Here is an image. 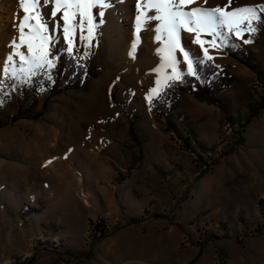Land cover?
<instances>
[{"label":"rangeland","instance_id":"rangeland-1","mask_svg":"<svg viewBox=\"0 0 264 264\" xmlns=\"http://www.w3.org/2000/svg\"><path fill=\"white\" fill-rule=\"evenodd\" d=\"M109 1L107 11L100 5L67 9L70 41L63 31L65 8L53 17L51 0H41L39 12L28 5L32 34L26 26L22 43L18 26L25 12L19 0H0V264H195L196 248L213 245L220 238L217 229L223 235L235 231L264 235V160L255 151L264 149V23L253 19L257 31L249 32L239 27L248 14L225 17L232 31L226 24L214 39L207 29L182 18L178 36L190 50L193 68L208 63L214 67L206 79L197 77L196 71L191 76L210 86L222 70L230 84L217 93L220 106L198 99L192 91L180 92L174 102L162 97L151 105L149 96L153 99L170 82L188 74L183 53L176 49L179 63L174 70L166 51V32L159 40L144 33L141 39L127 36V42L118 41L120 30L136 31L137 19H125L124 5ZM228 4L229 0H193L180 7L191 11ZM258 5L264 0H231L224 10ZM104 12L106 19L99 15ZM255 12L264 19V10L255 7ZM44 13L48 27L37 31ZM197 33L200 43L195 42ZM49 36L51 44L45 39ZM162 44L164 77L154 73ZM80 47L83 54L75 56ZM205 50L212 59L206 58ZM239 50L246 53L248 63L231 55ZM36 53L48 54L54 66L26 76L20 69L29 65L20 56ZM70 56L75 66L95 69L96 75L61 90L73 75L74 66L66 63ZM247 68L254 72L248 78ZM190 86L196 91L195 83ZM184 93L193 97L195 105L186 101L185 112H175ZM196 115L201 130L215 134L209 144L196 139L189 125L188 119ZM18 172L25 174L26 184L36 178L42 183L54 181L53 224L32 225L29 218L38 216L37 211H15L10 201L5 205V195L16 202L21 194ZM130 189L149 199L142 220H131L125 210L86 218L89 210L110 205ZM83 198L90 204H83ZM97 218L106 220V230L88 238L86 222ZM144 220L159 225L164 245L147 248L144 243L141 249H129L130 256L124 255L122 240L138 245L141 239L130 231L120 234L136 228L138 236L145 237L155 227ZM216 249L212 263L226 264L224 251Z\"/></svg>","mask_w":264,"mask_h":264},{"label":"crops","instance_id":"crops-1","mask_svg":"<svg viewBox=\"0 0 264 264\" xmlns=\"http://www.w3.org/2000/svg\"><path fill=\"white\" fill-rule=\"evenodd\" d=\"M185 63H187V61ZM247 70L249 71L248 68ZM248 71H246L247 78L251 75H254V72L252 71L248 72ZM245 79L246 77L242 79V83L245 82ZM186 101H190L195 105V101L193 97L188 93H184L183 95H180L176 101L177 104L174 109L175 112L184 113L185 110L183 109V103H185ZM198 117H199L198 115H196L195 117H190L188 119L189 125L191 129H193V131L195 132L196 139H198L201 142H204L203 144H209L213 141L215 134L210 135V132L202 131L201 122L196 121ZM175 121L176 123L179 122L178 118H175ZM261 123H264V118L261 120ZM255 151L258 154V157L264 160V149H255ZM47 164H49V162ZM51 166H49V168ZM29 181L30 182L26 184L25 174L18 172L17 182H18V189L21 190V194L17 196L16 202L12 201V199L9 198L8 195H5L3 202H5V205H7L10 201L11 205L15 206L14 207L15 211L20 210L21 208L31 209L32 212L34 210L37 211L38 216L29 218L32 225H44L45 223L53 224L55 219L54 217H52V214H56V212L54 211L55 205L52 202L53 200H55V198L52 197L51 195L52 193H56L57 190L53 183L54 181L48 179V183L45 182L42 183L41 179L38 178L33 179L32 181L29 179ZM99 202L100 204H102L100 198H99ZM148 203H149L148 198H146L145 196H138V195L136 196L135 192L130 189L129 193L118 195L117 197H115L114 202H111L110 205L108 206L105 205L104 207H102V209L93 208L92 210H89L87 212L86 218L91 217L92 214L97 212L117 214L121 210H125L130 215L129 218L131 220L132 219L142 220L141 218L142 212L145 211L144 209H146V204ZM40 204H42V206H40V209H37L38 205ZM150 215L151 214H149L148 217H150ZM144 221L145 223L148 224L150 223L155 228H150V230L148 231L147 235H145V237L138 236L137 234L138 230H135L136 228L126 229L123 233L120 234L121 236L125 235L127 231H130L131 233L133 232V234L137 235V237H140L141 241H137L138 245H135L134 243L131 244L129 242L122 240L120 245L121 246L120 250L122 252H125L123 251L125 249L126 251L134 248L141 249L145 246V244H147V248L149 247L154 248L156 246L164 245L163 243L164 233L157 232L159 225L149 220H144ZM159 224H161L162 226L163 223L161 222ZM22 225L23 224H21L20 227H22ZM217 231L218 233H220L218 234L220 238L213 241V245L204 244L198 247L199 251H197L196 248L195 252H198L197 254L198 257L195 264H213L212 258L214 255V248L215 249L219 248L224 251L226 255V264H264V235H260V236L255 234L248 235L245 234V232L242 233L238 231H235L234 232L235 234H232V232H230L229 234L223 235L221 234L222 232L220 230L217 229ZM21 233H22L21 234L22 237L23 232L21 231ZM4 242L7 245V235H5Z\"/></svg>","mask_w":264,"mask_h":264},{"label":"snow or ice","instance_id":"snow-or-ice-1","mask_svg":"<svg viewBox=\"0 0 264 264\" xmlns=\"http://www.w3.org/2000/svg\"><path fill=\"white\" fill-rule=\"evenodd\" d=\"M48 0H44V3H47ZM141 2H143L144 6L146 8H154L156 11V15L154 16H147V19L149 20H155L159 21L160 24L155 29L157 33H160L163 29L164 32L167 33V43H168V55H169V63L173 66V69L175 70V66L179 63V61L176 58L175 52L176 49L179 48L180 51L183 53V58L185 61H187V67H188V74L194 75L195 69L192 65V60L190 59V50H186L185 47L182 45V37L178 36V32L182 26L183 20L182 18H186L189 25H196L197 28L203 27L208 30V32L213 36V38H218L222 33L218 31V28L225 26L228 24L229 31H232L231 24L225 19V17H233L241 14H248L247 18L244 20H241L239 27L241 30H243L244 27H247L249 32H255L257 29L252 26V20H260L261 23H264V19L261 17L256 16L255 7H259L261 10H264V5H258V6H244L240 8L231 9V11H225L224 9L230 8L231 6V0H229V4L225 5L224 8H221L220 6H217L216 8L209 9V8H193L191 11H184L180 7V5H183L185 3H191L193 0H179V3H175V0H137V10L140 13L137 15V24L139 25L141 22V17L145 16L146 14L144 12L140 11V5ZM20 7L24 10L25 16L20 20L18 31L20 33V40L23 43L24 37L26 35L24 29L27 26L30 31L28 35H31V28L32 25L27 24L29 20L28 16V5H31L33 8L37 9L39 12V7H42L41 0H19ZM54 7L51 12V16L55 17L57 15V11L61 7L65 8L64 11V18H65V25L63 28L65 39L70 41V37L68 35L69 28H68V22H67V16L68 11L67 9L69 7L75 6L77 10L80 9L81 6H86L87 8H92L95 5H100L102 7H107V4L105 3V0H54ZM163 5V7H162ZM39 6V7H38ZM220 14V15H218ZM47 14H41V25L37 26V31H39V28L42 26L44 28H47L48 25L46 22H44V16ZM99 15H103V13H99ZM139 31V27L137 29ZM188 30L191 31V27H188ZM199 34L197 33V39L195 42L200 43L199 41ZM161 37L160 35H157L156 39L159 40ZM45 39L49 40V43L51 44V37H45ZM224 41H221V44H223ZM244 43H251V40H245ZM203 46V45H201ZM216 46V45H214ZM13 47H15V44H13ZM133 48H135V44L133 45ZM28 50L29 53H32V44H28ZM69 52L72 51L71 43L69 45ZM159 51V50H158ZM19 54V53H17ZM205 55L207 59H212L211 56H207V50H205ZM21 61L23 63H26L29 65L27 69H24L23 67L20 69L22 72L26 73V76H33L36 75V70L38 69H44L45 67L51 68L54 66L53 61L48 58V54H31L29 58H26L25 56H20ZM7 60L10 62L12 60V56H9ZM155 71V70H154ZM4 72H8L7 64L4 67ZM15 71H13L12 75H15ZM168 80H172L173 77L169 76L167 77ZM152 92L155 94L157 92V89H152ZM149 101H151L152 97H148Z\"/></svg>","mask_w":264,"mask_h":264},{"label":"trees","instance_id":"trees-1","mask_svg":"<svg viewBox=\"0 0 264 264\" xmlns=\"http://www.w3.org/2000/svg\"><path fill=\"white\" fill-rule=\"evenodd\" d=\"M75 56H81L83 54V48L80 47L75 51ZM231 55L238 58L242 62L248 63V61L245 59L246 53L244 51H234L231 52ZM246 60V61H245ZM66 63H68L70 66H74V71L73 75L71 78L67 80V83L61 88L62 89H67L71 88L73 86H76L80 80L84 78V81L89 78V77H95L96 71L95 69H86L80 67V66H75V60L73 57H68ZM68 65V66H69ZM208 66H200L199 64H196V75L199 78L206 79L207 76L211 75L210 72L214 68L211 66V64H207ZM216 70V69H215ZM222 72V75L219 76L214 83H212L210 86L204 84L200 85L196 82L195 77L189 75V74H184L182 79L180 81H172L170 82L163 90L161 93H159L156 97H154L151 100V105H154L155 103H158L162 97L167 98L170 97L173 101L177 98L178 94L183 91H192L195 97H197L200 100L207 101L209 103L215 104L220 106L221 105V97L217 96V93L229 86L230 80L225 77V71L220 70ZM190 83H195L196 84V91H193V87L190 86ZM205 94V95H202ZM211 95V96H207ZM167 100V99H166ZM165 100V101H166ZM173 101V102H174ZM166 103V102H165ZM164 103V105H165ZM168 115V114H167ZM168 118V116H166ZM1 124V123H0Z\"/></svg>","mask_w":264,"mask_h":264},{"label":"bare ground","instance_id":"bare-ground-1","mask_svg":"<svg viewBox=\"0 0 264 264\" xmlns=\"http://www.w3.org/2000/svg\"><path fill=\"white\" fill-rule=\"evenodd\" d=\"M115 1H117L121 5H124L123 7H125L126 12H123V16L125 17V19L126 18L130 19L129 17H131V18L134 17L135 20H136L137 15L140 14L138 12V10H137V0H114L113 2H115ZM111 2L112 1L105 0V3L107 4V7H103V9L105 11H107L108 9L111 8L110 7V3ZM51 4L53 5L52 7L55 6L54 5V0H51ZM162 7H163V5H162ZM140 11L141 12H144L146 15L141 17V22H140L139 25L137 24V28L135 29L136 31H134V32L132 31L130 34H128V33H126V31L120 30V37L117 38L118 41L120 39H122V40L125 39V41L127 42L128 39L126 40V38H125L127 36H129V39L131 38L133 40H134V38L135 39L136 38L141 39L144 36V33H147L148 35H151V34L152 35H160V37H161L160 39H163V34H164L163 33L164 32L163 29L161 30L160 33H157L155 31V29L158 27V25L160 24V22L159 21H155V20H149V19H147V16H154V15H156L155 9L154 8H146L144 6L143 2H141ZM102 16L104 17V19H106L107 18L106 12H104V15H102ZM131 24L132 23H129V25H131ZM138 27L140 28L141 31L142 30L143 31L142 32L141 31H138L137 30ZM142 34H143V36H142ZM125 41H123V42H125ZM164 47H165L164 44H162L161 45V48H160V52L158 51L159 54H158V57H157L158 59L156 60V66H155L157 70L154 69L155 70L154 71L155 74H159L160 76H163V77H164V58H165L164 55L166 54V53H164ZM166 51H167V55H168V47H166ZM87 203H88V201H87ZM87 205H89V203ZM105 221L106 220L105 219H102V218H97V219H94V220H90L88 222L87 230H86V234L85 235H88L87 237L89 238V237H94L96 235H100V234L104 233L105 230H106V227L103 225ZM123 251H126V249L123 250ZM124 253H123L124 255H129V256H130V254H132L130 252V250H128V251H126ZM135 253H136V251H135ZM141 254H142V252H141ZM134 256H135V254H134ZM131 257H133V256H131Z\"/></svg>","mask_w":264,"mask_h":264},{"label":"built area","instance_id":"built-area-1","mask_svg":"<svg viewBox=\"0 0 264 264\" xmlns=\"http://www.w3.org/2000/svg\"><path fill=\"white\" fill-rule=\"evenodd\" d=\"M209 163V162H208ZM207 164H205V165H203V166H206ZM87 201H88V198H84V199H82V202H83V204H86L87 205ZM121 220H123V219H121ZM86 225H88V223L86 222ZM106 234V233H105Z\"/></svg>","mask_w":264,"mask_h":264}]
</instances>
